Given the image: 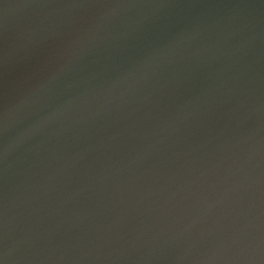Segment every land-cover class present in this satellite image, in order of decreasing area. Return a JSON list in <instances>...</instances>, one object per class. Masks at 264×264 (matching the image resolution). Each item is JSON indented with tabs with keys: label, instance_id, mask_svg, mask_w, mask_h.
<instances>
[{
	"label": "water",
	"instance_id": "water-1",
	"mask_svg": "<svg viewBox=\"0 0 264 264\" xmlns=\"http://www.w3.org/2000/svg\"><path fill=\"white\" fill-rule=\"evenodd\" d=\"M0 264H264V0H0Z\"/></svg>",
	"mask_w": 264,
	"mask_h": 264
}]
</instances>
